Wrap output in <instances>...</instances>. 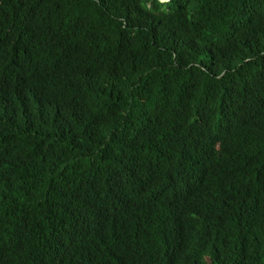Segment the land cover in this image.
Returning <instances> with one entry per match:
<instances>
[{"label": "trees", "instance_id": "16d2710c", "mask_svg": "<svg viewBox=\"0 0 264 264\" xmlns=\"http://www.w3.org/2000/svg\"><path fill=\"white\" fill-rule=\"evenodd\" d=\"M0 264H264V0H0Z\"/></svg>", "mask_w": 264, "mask_h": 264}, {"label": "water", "instance_id": "95a60500", "mask_svg": "<svg viewBox=\"0 0 264 264\" xmlns=\"http://www.w3.org/2000/svg\"><path fill=\"white\" fill-rule=\"evenodd\" d=\"M172 0H159L160 3H169L171 2Z\"/></svg>", "mask_w": 264, "mask_h": 264}]
</instances>
